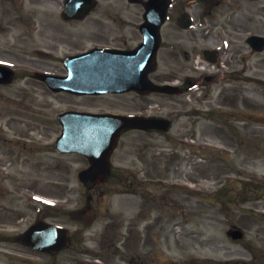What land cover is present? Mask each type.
Segmentation results:
<instances>
[{
	"label": "rangeland",
	"instance_id": "rangeland-1",
	"mask_svg": "<svg viewBox=\"0 0 264 264\" xmlns=\"http://www.w3.org/2000/svg\"><path fill=\"white\" fill-rule=\"evenodd\" d=\"M63 6L64 0H24L21 9L25 8L26 12L21 13L22 18H18L12 10L7 15L3 8L0 10V61H8L17 70L16 79L12 84L0 85V127H4L2 135L9 138L8 135L13 134L15 130L21 131L26 127L27 134L35 141L30 164L26 170L23 167L21 169L25 175H28L27 178L23 179L24 175L18 172L17 167L8 166L11 174L12 169L14 170L13 174L16 177L14 186L23 185L17 182L18 180L25 181L29 185L26 193H4L5 187L13 184L10 179L5 180L7 176L0 174V202L23 216L10 219L6 215H0V233L13 235L28 227L34 221L38 209L45 206L39 194L56 199L58 205L67 209V212L82 206L90 198L99 208L100 214L94 227L86 229L79 245L87 248L91 253L94 250L100 253L95 256L99 259L94 260L95 263L122 264V256L119 253L102 250L101 240L107 241L109 236H113V233L102 235V226L108 224L107 219L110 214L117 216L114 218L117 220H114V223H118L116 233H119V242L122 238L121 218L125 226L128 222L125 221L123 214L134 212L139 199L137 197L131 199L132 195L127 197L120 193L107 192H117L118 188H121V183L127 180L133 181L132 186H135V189L138 187L141 178L137 150L139 144L144 143L143 139L148 138L149 135L135 132L125 136L113 156V163L117 170L128 169L127 178H113L102 187L103 191L101 189L97 191L90 186V183L82 181L76 172L78 168L81 169L86 165L83 157L60 155L56 152L54 143L60 131L56 116L65 108L76 104L92 109L134 112L149 105L160 104L161 99L154 94L145 97L134 92L94 98L71 97V99L65 94L61 96L53 94L44 83L34 79L33 74L36 71L60 70L61 66H58L54 58L59 57L63 52L68 53L70 46L57 49V43L53 41L54 33L57 31L61 34L74 35L77 40L72 48L76 46V48H88L103 42L121 44L127 41L130 46L140 43L142 36L138 25L143 21L144 5L131 4L128 0H102L96 12L80 24L64 23L60 15ZM198 10L201 12V8ZM173 15L177 16L175 10ZM10 21H15L16 24H10ZM215 24L216 21L212 23ZM178 25V21L174 19L166 25V46L159 52L157 73L167 70L169 72L172 70L181 76L185 73V69L173 64L185 63V58L180 56L174 61L166 54L169 46L176 41L181 45L184 44L185 50L192 52V45H189L191 41L187 37L191 33L183 31ZM259 27L258 24L256 28ZM96 33L104 36L100 37ZM213 44L203 40L200 47L213 49ZM233 84L234 86L236 84L237 89L234 102L224 108L232 109L233 116L231 117V114L225 116L223 130L220 131L214 126L203 135L212 143L206 144L207 150H202L200 158L197 157L204 170L203 179L207 180L208 190L203 192V195L216 202L204 201L202 210L196 206L191 210L192 215L188 220L176 216L175 237L169 239L170 242L167 237H160L158 239L160 245L155 244L148 248L155 250L156 255L144 254V264H264V92L261 95L256 88L258 84H251L246 80H239L237 83L235 81ZM153 99L156 102H152ZM162 99L165 102L161 103V105L165 104L162 112L168 111V100L164 97ZM170 104L180 108L184 106L183 103H175L172 100ZM155 108L158 109L157 106ZM7 121L12 122L13 130L7 128ZM176 122L177 126L182 127L184 119L180 118ZM182 132L183 135L187 134L185 129H182ZM174 134L177 136L176 130H173ZM216 137L220 138L215 140ZM214 150L218 153L214 154ZM136 178L138 180H135ZM242 184L246 189L240 192ZM147 187L148 183L145 180L144 203L148 207H153L150 205ZM221 187L225 188L219 192L222 194L240 192L236 197L237 203L229 205L222 203V194L213 190ZM176 193L169 197L173 196L177 200ZM198 203L202 205L200 201ZM154 211L145 210V216ZM15 213L13 214L16 215ZM69 216L65 213L54 216L53 220L64 225H73V220ZM173 219L174 217L171 222ZM6 222L10 224L6 225ZM165 223L168 224V220H165ZM232 224L244 231L242 239L233 240L229 237L227 233ZM10 244L20 248V245L14 241ZM0 245L7 244L0 242ZM73 251L67 249L54 257H49L28 251L13 252L7 247L0 246V264H72L75 259L87 261L88 257L92 258L82 253L75 257L71 253ZM24 258L27 261H24ZM128 260L135 262L132 256H129Z\"/></svg>",
	"mask_w": 264,
	"mask_h": 264
},
{
	"label": "flooded vegetation",
	"instance_id": "flooded-vegetation-1",
	"mask_svg": "<svg viewBox=\"0 0 264 264\" xmlns=\"http://www.w3.org/2000/svg\"><path fill=\"white\" fill-rule=\"evenodd\" d=\"M173 2L172 10L175 9L177 16L170 15L169 23L174 19L179 24L181 16L186 10L192 12L196 17V23L190 28H182L183 31L191 33L187 37L191 41L189 45H192L191 48L194 54L192 55V52L185 50V47H183L184 44L181 45L177 41L169 46L170 48L166 51V54L170 59L176 61L177 57L180 58L181 56L183 59L185 58V63H178L179 65L173 63L178 68L180 66L182 69H185V73H183V76H185L183 77L172 70L171 72L168 70V72H155L154 79L156 82L172 85L173 88L169 94L161 92L155 93V97H160L161 100L159 102L160 104H157L158 109L152 110L151 116H166L172 122L183 118L184 124L183 127H175L180 131L177 132L176 138L154 137L162 133L158 130H149L148 132L154 136L147 138L145 144L152 146L150 149L153 151L152 158L159 156L160 160L156 164V160L152 164H147L144 154L147 149H142L140 154L143 164L140 167L141 181H139L136 190L139 201L135 212L129 213V216H135V218L132 221H128L126 228L128 238L132 237L133 233H137V237H141L144 234L147 237H151L157 233L158 235L167 237V240L174 237L175 230L172 226L171 219L175 216V210H190L192 208L191 187H196L194 188V192L202 189L200 184L203 178H205L202 175L204 170L202 164L197 160L196 155H200V152L203 150L202 142L206 141L203 135L208 133V130L214 126L220 131L223 130L225 127L223 123L225 116L227 114H231V117L233 116L232 109H224L231 102H234V95L237 89L235 88L236 84L234 86L233 82L236 81L237 83L239 80L258 81L264 89V41L259 39L252 44L249 41L253 34H258L264 38V0H183L181 1L182 3L179 0H173ZM199 8H201V12L198 10ZM66 21L70 22L71 20ZM214 21H216V24L212 25ZM45 22L47 23V21ZM9 23L16 24L15 21H10ZM258 24L260 27L256 28ZM165 28L166 26L163 28V43L160 51L166 46L167 31ZM96 34L100 37L104 36L100 33ZM54 35L53 41L57 43V49L70 46L65 57L68 54L77 53L74 52V50H77V44L75 45L76 47L72 48V45L76 43L75 40H77L74 35L61 34L58 31ZM203 40L206 43H214V48L200 47ZM124 43L120 44V47H127V41ZM106 45L111 44L106 43ZM196 49H199V51ZM205 50H211L213 53H206ZM64 59V57L58 59L62 61V66L59 70L60 73H66L63 65ZM211 59H214V63L211 62ZM162 60L164 61V57ZM202 64H207L210 67L211 74L200 70ZM66 95L75 97L71 94ZM103 96L105 95L101 97ZM162 97L168 100V111L162 112L163 107H165V104L161 105L162 102L165 103ZM170 100L179 104L183 103V108L171 105ZM152 102H156V100L153 99ZM149 108L150 105L142 110H137V112L148 114L149 112L147 111H149ZM87 110L94 112L111 111L92 108H88ZM182 129H185L187 134L183 135ZM25 133L26 129L23 130V135ZM219 138L216 137L215 140ZM0 141L5 142L6 138L0 136ZM191 142H194V144ZM23 144L18 153L10 148L4 149L6 147L4 145L0 147V166L5 168H10L8 167L9 165L11 168L13 166L17 167L18 172L20 174L23 173L24 179L28 175H25L21 169L23 167L26 170L28 164H30L31 145ZM171 145L174 147H184L186 154L183 155L179 150L174 152L173 148L170 147ZM12 172H14L13 169ZM9 179L13 186H6L4 193H21L29 187L25 181L22 182L20 180L17 182L23 185L14 186V183H16V177L14 175L9 176ZM145 180L148 183V191L153 195V199L154 197L159 199L153 204L154 206L152 208L146 207L144 203ZM174 193L178 196L177 200L173 196L169 197V195H173ZM194 198L196 200L201 199L200 196H195ZM145 207L146 210L152 209L157 211L152 213V215L145 216ZM13 213H15L13 208L5 207L0 202V215H6L10 219H18L21 217ZM126 215L124 214V216ZM165 220H168L169 223H165ZM6 223L8 224V222ZM14 238H17V235H14ZM10 240L7 237L0 238V241H6L7 243ZM18 243L23 245V242ZM10 247L14 250L23 249L12 245ZM23 247L24 249H28V247L25 248V245ZM33 251L39 253L35 250Z\"/></svg>",
	"mask_w": 264,
	"mask_h": 264
},
{
	"label": "water",
	"instance_id": "water-1",
	"mask_svg": "<svg viewBox=\"0 0 264 264\" xmlns=\"http://www.w3.org/2000/svg\"><path fill=\"white\" fill-rule=\"evenodd\" d=\"M93 5V0H66V10L72 13V16H82ZM146 9L147 22L141 26L144 42L132 51L94 50L89 53L88 62L95 65V70L90 72L91 79H78V72H74L71 78L45 74H39L38 77L55 90L67 89L79 93L100 94L131 89L147 92L166 89L155 85L149 74L155 66L160 45L159 27L166 19L168 0H149ZM79 64L80 61L72 59L73 68ZM83 65L87 66L88 63L84 62ZM13 77V71L0 65V82L10 83ZM61 118L65 128L63 136L58 140V147L64 151H78L88 155L92 166L82 174V177L88 176L96 184L105 181L109 174V159L120 131L129 126H153V120L139 116L68 113ZM73 216L90 224L94 218V209L85 208L74 212ZM240 236V233L234 234V237ZM23 238L27 244L35 248L59 250L68 242V230L57 225L38 223L31 227Z\"/></svg>",
	"mask_w": 264,
	"mask_h": 264
}]
</instances>
